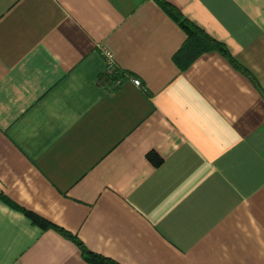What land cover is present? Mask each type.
<instances>
[{"label": "crops", "instance_id": "crops-1", "mask_svg": "<svg viewBox=\"0 0 264 264\" xmlns=\"http://www.w3.org/2000/svg\"><path fill=\"white\" fill-rule=\"evenodd\" d=\"M0 264H264V0H0Z\"/></svg>", "mask_w": 264, "mask_h": 264}, {"label": "trees", "instance_id": "trees-1", "mask_svg": "<svg viewBox=\"0 0 264 264\" xmlns=\"http://www.w3.org/2000/svg\"><path fill=\"white\" fill-rule=\"evenodd\" d=\"M160 5H161L162 9L173 20H175L180 25V27L183 29V31L185 32V34L187 36L185 47H186V51L187 52L192 53L191 61H193L199 55H201V54H203L205 52L217 51L220 54H222L223 56H225L230 61V63H232V65L234 67L244 71V69H242V67L239 66L232 59V57L228 53L226 47L222 43H220L219 41L213 39L212 37H210L209 35L204 33L201 29H199L197 26H195L193 23L188 21L173 6H171V5L167 4V3H163V2L160 3ZM152 160L155 161L153 156H152ZM156 164H158V162H156ZM27 215L29 216V218L31 219V221L34 224L43 225L42 221L40 219H38L37 217H35L33 214L28 213ZM88 259L92 260V261H94V260H96V261H105L104 259H102L100 257H97L96 255H92V254L90 255V257H88Z\"/></svg>", "mask_w": 264, "mask_h": 264}, {"label": "built area", "instance_id": "built-area-1", "mask_svg": "<svg viewBox=\"0 0 264 264\" xmlns=\"http://www.w3.org/2000/svg\"><path fill=\"white\" fill-rule=\"evenodd\" d=\"M102 53L106 61V71L110 74H115L116 67L112 53L106 49H102ZM132 82L136 86L140 85V81L138 79H133Z\"/></svg>", "mask_w": 264, "mask_h": 264}]
</instances>
